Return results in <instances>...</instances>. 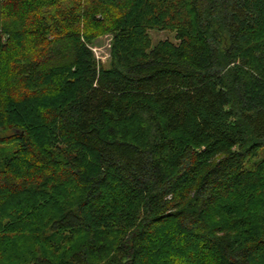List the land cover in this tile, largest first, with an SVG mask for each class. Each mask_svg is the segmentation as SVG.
Returning a JSON list of instances; mask_svg holds the SVG:
<instances>
[{"label":"trees","instance_id":"1","mask_svg":"<svg viewBox=\"0 0 264 264\" xmlns=\"http://www.w3.org/2000/svg\"><path fill=\"white\" fill-rule=\"evenodd\" d=\"M0 264H264V0H0Z\"/></svg>","mask_w":264,"mask_h":264},{"label":"rangeland","instance_id":"2","mask_svg":"<svg viewBox=\"0 0 264 264\" xmlns=\"http://www.w3.org/2000/svg\"><path fill=\"white\" fill-rule=\"evenodd\" d=\"M149 35L154 47L159 42L166 40L174 44H178L176 33L170 30L153 29L149 32ZM111 46L112 37L110 35L101 36L91 45L92 51L97 61L105 67H109L111 62Z\"/></svg>","mask_w":264,"mask_h":264},{"label":"built area","instance_id":"3","mask_svg":"<svg viewBox=\"0 0 264 264\" xmlns=\"http://www.w3.org/2000/svg\"><path fill=\"white\" fill-rule=\"evenodd\" d=\"M3 40H5V39H3ZM92 49V48H91Z\"/></svg>","mask_w":264,"mask_h":264}]
</instances>
